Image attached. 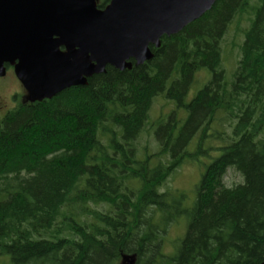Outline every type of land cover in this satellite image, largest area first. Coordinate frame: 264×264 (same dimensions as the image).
Here are the masks:
<instances>
[{"label":"trees","instance_id":"16d2710c","mask_svg":"<svg viewBox=\"0 0 264 264\" xmlns=\"http://www.w3.org/2000/svg\"><path fill=\"white\" fill-rule=\"evenodd\" d=\"M237 19L249 23L229 73L223 40ZM161 43L142 65H108L86 85L23 99L0 119V258L264 262V0H218ZM202 71L209 80L187 100ZM158 96L176 108L154 123L159 150L141 158L137 139ZM210 140L223 144L205 147ZM216 148L221 154L206 166L192 205L184 193L163 190L183 163ZM230 167L242 182H225ZM182 218L185 234L166 254L169 229Z\"/></svg>","mask_w":264,"mask_h":264},{"label":"water","instance_id":"95a60500","mask_svg":"<svg viewBox=\"0 0 264 264\" xmlns=\"http://www.w3.org/2000/svg\"><path fill=\"white\" fill-rule=\"evenodd\" d=\"M99 1L0 0V77L11 65L27 100L52 98L108 65L124 70L151 60L163 36L179 33L218 0Z\"/></svg>","mask_w":264,"mask_h":264},{"label":"rangeland","instance_id":"374dc122","mask_svg":"<svg viewBox=\"0 0 264 264\" xmlns=\"http://www.w3.org/2000/svg\"><path fill=\"white\" fill-rule=\"evenodd\" d=\"M101 2H103V0H100V3ZM248 23L249 22L247 19H237L230 26V29L223 40L224 63L229 73L236 66L237 61L240 58V44L243 41L242 31L247 27ZM210 76V73L205 71L197 74V78L190 88L187 100H190L196 94V92L207 83ZM1 86L4 89V91L0 90L2 92L1 99H4L3 106H5V110L7 108V111L12 109L21 100L27 97V91L15 75L12 67L9 69V73L7 74V76L0 77V87ZM15 95H17L16 99H14L13 97ZM175 108L176 107L174 103L164 98L163 96H158L155 99V102L149 114V123L137 139V146L139 149L138 153L141 158H146L147 154L157 152L159 150L160 146L156 141L154 135V123L159 117L169 114L170 111ZM7 111L5 113H1L0 119L4 117ZM178 112L182 116L185 114L184 108H180ZM195 140L196 138L194 139L193 143L195 142ZM222 144L223 142L221 141L210 140V142L205 144V147L209 145L220 147ZM220 154L221 150L219 148H216L214 150H211L209 154H205L204 156L199 157L197 160H187L180 167H178L173 175L167 180L165 186L163 187V190L170 189L174 195H177L178 192L184 193L186 195L184 198V203L187 206L192 205L196 198V185L200 181L206 166ZM152 160L154 162L156 161L155 158H153ZM242 181V175L233 167H230L225 176V182L228 185H234ZM185 231V218L180 219L179 222L174 223L171 226L165 240L164 252H166V254H174L176 245L184 236ZM9 260L10 259L8 256L0 258V261H6L9 264H12Z\"/></svg>","mask_w":264,"mask_h":264},{"label":"flooded vegetation","instance_id":"af4514ba","mask_svg":"<svg viewBox=\"0 0 264 264\" xmlns=\"http://www.w3.org/2000/svg\"><path fill=\"white\" fill-rule=\"evenodd\" d=\"M108 2V1H107ZM106 2V3H107ZM134 63H135V61H134ZM13 68V66H11V65H8V69H7V73H6V75L5 76H7V74L9 73V69L10 68ZM116 69H118V68H116ZM13 70H14V68H13ZM15 73V72H14ZM5 76H2V77H5ZM0 90H2V91H4V89L2 88V86L0 87ZM1 91H0V115H1V113H5L6 111H7V108H6V110L4 109V107L5 106H3L4 104H3V102H4V99H1L2 98V95H1ZM14 97V99H16L17 97H16V95L15 96H13ZM2 109V110H1ZM4 110V111H3Z\"/></svg>","mask_w":264,"mask_h":264}]
</instances>
